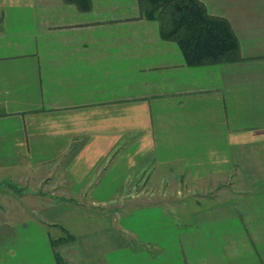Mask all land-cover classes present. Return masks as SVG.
Instances as JSON below:
<instances>
[{
  "label": "crops",
  "instance_id": "0c3cea01",
  "mask_svg": "<svg viewBox=\"0 0 264 264\" xmlns=\"http://www.w3.org/2000/svg\"><path fill=\"white\" fill-rule=\"evenodd\" d=\"M200 1L239 60L187 65L136 0H0V264H264V0ZM97 185L150 189L132 228L60 222Z\"/></svg>",
  "mask_w": 264,
  "mask_h": 264
},
{
  "label": "trees",
  "instance_id": "16d2710c",
  "mask_svg": "<svg viewBox=\"0 0 264 264\" xmlns=\"http://www.w3.org/2000/svg\"><path fill=\"white\" fill-rule=\"evenodd\" d=\"M89 11L91 0H64ZM141 16L158 23L160 37L175 42L189 66L240 59L239 41L229 22L210 15L200 0H136ZM61 243L56 240L54 243ZM57 264H67L59 253Z\"/></svg>",
  "mask_w": 264,
  "mask_h": 264
},
{
  "label": "rangeland",
  "instance_id": "374dc122",
  "mask_svg": "<svg viewBox=\"0 0 264 264\" xmlns=\"http://www.w3.org/2000/svg\"><path fill=\"white\" fill-rule=\"evenodd\" d=\"M107 174L108 172L105 173V175ZM108 184H110V182H108ZM113 184L114 183L110 185ZM44 188L46 187L43 186L41 189ZM68 191H78L84 195V198H78V200L75 201L69 199V201L62 203L60 202L61 200H66L60 199V201L54 203L55 207H53V209L56 208V211L60 213V222H62L63 225L65 221L70 224V227H77L81 222L87 227H92L93 229L97 228V226L121 229L122 227L132 228L135 223L134 209L136 208V205H133L131 197H133V195H138V192L148 194L150 189H140L134 187H128L125 189L112 187L102 188L97 185L96 187L92 186L84 189L74 186V188L68 189ZM91 199H94L95 201L92 203ZM96 201H103V203H96ZM122 207L125 208V211L122 210ZM75 209L79 212H86L90 215V219L80 221L71 219L69 214ZM139 211L140 210L136 208L135 213H138ZM33 218L30 217L29 228L42 229L43 226ZM44 229L46 230V228ZM58 230V227L51 228L50 235L54 236L55 233H58Z\"/></svg>",
  "mask_w": 264,
  "mask_h": 264
}]
</instances>
